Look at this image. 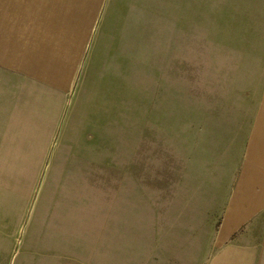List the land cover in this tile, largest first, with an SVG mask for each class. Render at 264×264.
<instances>
[{
    "label": "rangeland",
    "instance_id": "obj_1",
    "mask_svg": "<svg viewBox=\"0 0 264 264\" xmlns=\"http://www.w3.org/2000/svg\"><path fill=\"white\" fill-rule=\"evenodd\" d=\"M110 7L119 59H81L57 94L55 158L27 193L7 264H166L171 232L186 248L193 221L206 229L220 212L254 103L245 76L263 53L264 0Z\"/></svg>",
    "mask_w": 264,
    "mask_h": 264
},
{
    "label": "crops",
    "instance_id": "obj_2",
    "mask_svg": "<svg viewBox=\"0 0 264 264\" xmlns=\"http://www.w3.org/2000/svg\"><path fill=\"white\" fill-rule=\"evenodd\" d=\"M111 2L0 0V264L27 193L54 161L57 94H66L81 59H119L125 41L103 17L116 13ZM257 44L263 53L245 76L255 79L247 92L254 103L220 212L206 229L193 221L186 248L171 232L166 264H264V33Z\"/></svg>",
    "mask_w": 264,
    "mask_h": 264
}]
</instances>
